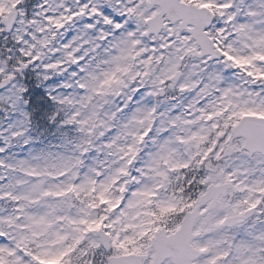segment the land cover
I'll list each match as a JSON object with an SVG mask.
<instances>
[{
    "label": "snow or ice",
    "instance_id": "obj_1",
    "mask_svg": "<svg viewBox=\"0 0 264 264\" xmlns=\"http://www.w3.org/2000/svg\"><path fill=\"white\" fill-rule=\"evenodd\" d=\"M0 264H264V0H0Z\"/></svg>",
    "mask_w": 264,
    "mask_h": 264
}]
</instances>
